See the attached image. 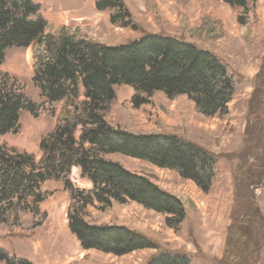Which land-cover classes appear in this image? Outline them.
<instances>
[{
    "label": "trees",
    "instance_id": "16d2710c",
    "mask_svg": "<svg viewBox=\"0 0 264 264\" xmlns=\"http://www.w3.org/2000/svg\"><path fill=\"white\" fill-rule=\"evenodd\" d=\"M222 2L237 9L236 23L250 43L257 0ZM94 5L98 11H110L111 24L136 27L123 0H95ZM40 10L33 0H0V65L9 50L30 49L31 80L42 99L41 103L31 100L17 77L0 70V136L17 133L23 113L37 118L50 111L55 118L52 128L39 139L38 155L0 145V226L9 231L42 226L48 218L42 205L50 195L44 186L54 181L62 184L68 197L67 228L84 250L121 256L155 249L145 264H193L186 251L164 248L125 225L91 223L87 216L91 208L103 212L113 203L136 202L167 214L165 224L175 231L180 228L191 200L130 171L113 157L140 159L174 170L207 193L216 170L215 156L175 134L132 131L111 124L107 116L116 99L115 86L132 88L130 102L135 108L150 104L170 113L153 99L161 93L169 100L185 96L198 114L221 117L228 113L234 93L226 66L213 52L180 36L142 33L125 43L106 45L79 27L53 29ZM198 30L214 38L212 29ZM261 74L252 78L254 88L249 98L251 107L255 104L259 110L264 104ZM258 123L259 133L263 131L262 120ZM248 128L247 121L244 131ZM73 168L89 187L73 183ZM239 168L234 177L239 187L247 190L260 184L261 174L252 172L250 177L240 178L242 168L250 173V165ZM244 211L242 217L234 215L222 257L215 259L217 264H256L253 254L260 249L264 219L254 204ZM249 220L255 223L248 225ZM0 264L33 263L0 247Z\"/></svg>",
    "mask_w": 264,
    "mask_h": 264
},
{
    "label": "rangeland",
    "instance_id": "374dc122",
    "mask_svg": "<svg viewBox=\"0 0 264 264\" xmlns=\"http://www.w3.org/2000/svg\"><path fill=\"white\" fill-rule=\"evenodd\" d=\"M33 1L40 5V13L53 29L63 25L79 27L106 45L125 43L142 33L176 35L213 52L226 66L234 93L228 104V113L221 117L202 116L194 111L193 104L185 96L169 100L161 93L153 99L164 104L170 113L150 104L135 108L130 102L132 88L115 86L116 99L107 116L111 124L132 131L175 134L215 156L216 170L207 193L174 170L159 168L140 159L121 155L113 157L130 171L191 200L192 205L186 208L180 228L175 231L165 224L167 214L136 202L113 203L103 212L91 208L87 216L91 223L125 225L144 233L164 248L186 251L193 264H217L215 259L222 257L226 233L234 215L242 217L244 210L254 204L264 219V104L259 110L255 104L251 107L249 103L254 88L252 78L257 73L264 74V0L256 2V22L250 25V43L236 23L237 9L230 8L222 0H123L132 13L134 28L111 24L110 11L96 10L95 0ZM203 27L207 31L212 29L214 38L207 36L206 32L200 33L198 29ZM0 70L17 77L28 97L41 103L39 92L31 80L30 49L9 50ZM260 87L264 89V84ZM260 119L263 131L258 133ZM247 121L249 128L245 132ZM54 123L55 118L50 111L37 118L23 113L19 131L0 136V145L38 155L39 139ZM247 165L251 166L250 173H247L248 168H242L240 178L250 177L253 172L261 174L262 179L259 185L249 186L246 190L239 187L234 177L240 166ZM70 178L78 187H89L77 168L72 169ZM44 189L50 194L42 205L48 212L44 224L30 231H9L0 226V247L33 264H145L155 253V249H140L118 256L93 249L84 250L67 228L68 197L62 184L51 181L45 184ZM254 215L252 212L251 218ZM254 223V220L247 222L248 225ZM259 232L262 235L260 249L253 258L256 264H264V229ZM253 242L255 247L257 243Z\"/></svg>",
    "mask_w": 264,
    "mask_h": 264
}]
</instances>
